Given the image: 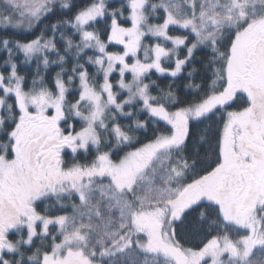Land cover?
Returning a JSON list of instances; mask_svg holds the SVG:
<instances>
[{
    "label": "snow or ice",
    "instance_id": "snow-or-ice-1",
    "mask_svg": "<svg viewBox=\"0 0 264 264\" xmlns=\"http://www.w3.org/2000/svg\"><path fill=\"white\" fill-rule=\"evenodd\" d=\"M0 264H264V0H0Z\"/></svg>",
    "mask_w": 264,
    "mask_h": 264
}]
</instances>
